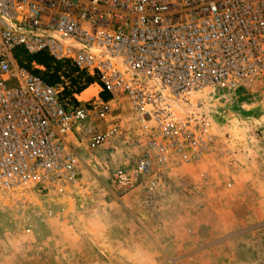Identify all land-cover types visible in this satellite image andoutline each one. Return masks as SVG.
<instances>
[{
    "label": "built area",
    "instance_id": "2783aa9c",
    "mask_svg": "<svg viewBox=\"0 0 264 264\" xmlns=\"http://www.w3.org/2000/svg\"><path fill=\"white\" fill-rule=\"evenodd\" d=\"M19 50L96 77L141 114L147 148L114 175L128 193L173 158L201 160L210 136L197 95L264 79V0H0V194L61 193L82 178L70 135L106 120L111 102L69 103L62 85L23 67ZM116 133L94 135L91 148Z\"/></svg>",
    "mask_w": 264,
    "mask_h": 264
},
{
    "label": "rangeland",
    "instance_id": "374dc122",
    "mask_svg": "<svg viewBox=\"0 0 264 264\" xmlns=\"http://www.w3.org/2000/svg\"><path fill=\"white\" fill-rule=\"evenodd\" d=\"M16 58L62 85L69 103L101 98L112 109L70 135L78 188L0 194V264H264V79L197 95L194 113L209 120L210 136L201 160L173 158L124 193L114 175L132 169L147 148L141 114L71 64L41 65L21 50ZM114 128L111 139L91 148L94 135Z\"/></svg>",
    "mask_w": 264,
    "mask_h": 264
},
{
    "label": "trees",
    "instance_id": "16d2710c",
    "mask_svg": "<svg viewBox=\"0 0 264 264\" xmlns=\"http://www.w3.org/2000/svg\"><path fill=\"white\" fill-rule=\"evenodd\" d=\"M31 58V61H33V62H37V63H39V64H41V65H47V66H49V65H51V64H53L54 62H53V60L50 58V57H48L46 54H41V55H37V56H34V57H30ZM49 84H55V82L53 81L54 79L52 78V79H46V78H44Z\"/></svg>",
    "mask_w": 264,
    "mask_h": 264
},
{
    "label": "bare ground",
    "instance_id": "6f19581e",
    "mask_svg": "<svg viewBox=\"0 0 264 264\" xmlns=\"http://www.w3.org/2000/svg\"><path fill=\"white\" fill-rule=\"evenodd\" d=\"M90 92H92L91 90H88L85 94L87 95V94H89Z\"/></svg>",
    "mask_w": 264,
    "mask_h": 264
}]
</instances>
